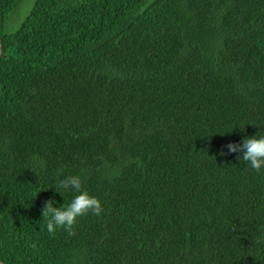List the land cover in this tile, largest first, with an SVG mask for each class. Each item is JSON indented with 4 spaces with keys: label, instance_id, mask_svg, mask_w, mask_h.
<instances>
[{
    "label": "trees",
    "instance_id": "obj_1",
    "mask_svg": "<svg viewBox=\"0 0 264 264\" xmlns=\"http://www.w3.org/2000/svg\"><path fill=\"white\" fill-rule=\"evenodd\" d=\"M0 0V261L264 264V0ZM225 153L222 155L221 153ZM104 212L50 234L77 193Z\"/></svg>",
    "mask_w": 264,
    "mask_h": 264
},
{
    "label": "clouds",
    "instance_id": "obj_2",
    "mask_svg": "<svg viewBox=\"0 0 264 264\" xmlns=\"http://www.w3.org/2000/svg\"><path fill=\"white\" fill-rule=\"evenodd\" d=\"M229 153L241 152L242 159L247 166L255 172H264V135L246 138L242 143H230L227 145ZM225 155V153H221ZM85 177L81 173L65 176L59 181L58 187L55 190L72 191L77 193L72 196L71 200L59 206L55 200L46 202L43 208V216L46 217V229L50 234H55L58 230H64L69 235L73 234V229L79 219L93 214L100 216L104 212L101 199L96 195L90 194L87 189L83 188ZM264 236V233H261Z\"/></svg>",
    "mask_w": 264,
    "mask_h": 264
},
{
    "label": "rangeland",
    "instance_id": "obj_3",
    "mask_svg": "<svg viewBox=\"0 0 264 264\" xmlns=\"http://www.w3.org/2000/svg\"><path fill=\"white\" fill-rule=\"evenodd\" d=\"M36 0H20L17 7L10 13L6 20L5 33H14L29 15Z\"/></svg>",
    "mask_w": 264,
    "mask_h": 264
},
{
    "label": "water",
    "instance_id": "obj_4",
    "mask_svg": "<svg viewBox=\"0 0 264 264\" xmlns=\"http://www.w3.org/2000/svg\"><path fill=\"white\" fill-rule=\"evenodd\" d=\"M3 55V43H2V37L0 35V58ZM0 264H5L4 262L0 261Z\"/></svg>",
    "mask_w": 264,
    "mask_h": 264
}]
</instances>
